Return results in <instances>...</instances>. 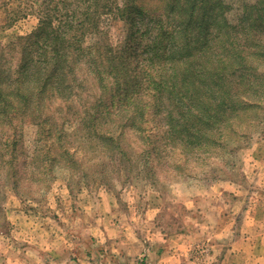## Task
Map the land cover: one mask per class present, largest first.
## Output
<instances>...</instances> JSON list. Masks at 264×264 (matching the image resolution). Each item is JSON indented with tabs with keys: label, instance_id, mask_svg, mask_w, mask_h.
<instances>
[{
	"label": "rangeland",
	"instance_id": "1",
	"mask_svg": "<svg viewBox=\"0 0 264 264\" xmlns=\"http://www.w3.org/2000/svg\"><path fill=\"white\" fill-rule=\"evenodd\" d=\"M43 1L0 0V65L12 75L23 45L17 38L36 29ZM223 1L234 24L246 4L258 2ZM101 18L103 43L118 47L127 63L126 72L107 83L106 99L114 97L118 107L138 81L151 34L143 32L146 22L135 27L121 17ZM95 40L88 36L87 43ZM89 67L68 75L65 95L51 94L52 103L68 101L54 118L59 128L65 112L75 119L104 96ZM163 100L164 114L172 105L166 94ZM254 116L247 137L233 136L200 155L169 145L159 114L150 137L125 131L123 158L118 151L106 154L99 138L87 142L73 131L75 146L94 161L74 172L57 164L47 183L25 179L37 170L39 150L42 161L48 155L36 126L25 122L17 180L15 165L0 159V264H264V108ZM6 133L8 127L0 128V149L7 152Z\"/></svg>",
	"mask_w": 264,
	"mask_h": 264
},
{
	"label": "trees",
	"instance_id": "2",
	"mask_svg": "<svg viewBox=\"0 0 264 264\" xmlns=\"http://www.w3.org/2000/svg\"><path fill=\"white\" fill-rule=\"evenodd\" d=\"M154 1L151 6L144 0L42 2L45 8L39 11L36 29L17 38L23 45L16 75L0 65V128L8 127L10 132L5 134L10 150L0 149V159L15 165L16 180L25 122L36 126V139L48 153L42 161L39 150L37 170L25 179L30 182L36 177L45 183L57 164L74 172L94 161L75 146L69 137L73 131L82 132L87 142L99 138L106 154L118 151L123 158L125 131L150 137L158 114L169 145L195 150L197 155L209 153L219 143L230 144L233 136L247 137L256 126L254 115L264 108V0L246 4L235 24L225 16L223 0ZM62 6L72 8L62 12ZM103 14L112 20L126 19L135 27L146 22L143 32L151 34L144 45L138 81H132L133 90L118 107L114 97L106 99L107 83L121 77L127 63L118 47L101 39L107 35ZM88 36L100 40L87 43ZM85 66L91 67L105 89L104 96L84 107L83 115L75 119L65 112L59 128L54 118L68 101L52 103L51 94L65 95L71 87L68 75ZM130 89L122 88L123 92ZM165 94L172 106H166L163 114L160 105H165Z\"/></svg>",
	"mask_w": 264,
	"mask_h": 264
}]
</instances>
